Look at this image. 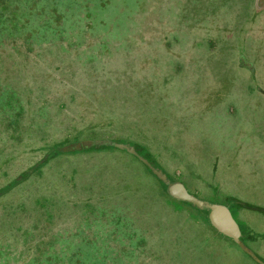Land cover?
<instances>
[{
    "label": "rangeland",
    "instance_id": "rangeland-1",
    "mask_svg": "<svg viewBox=\"0 0 264 264\" xmlns=\"http://www.w3.org/2000/svg\"><path fill=\"white\" fill-rule=\"evenodd\" d=\"M198 1L208 21L199 28L207 41L201 47L208 74L192 93L176 98L183 110L164 109L175 100L134 95L127 113L101 110L64 137L46 141L29 160V166L37 161L33 167L22 161L15 165L14 170L23 174L8 185L0 175V250L7 257L0 264H29L39 242L59 234L62 240L80 226L89 230L85 238L94 230L102 234L108 227L124 226L118 224L125 220L122 212L135 209L124 197L158 201L166 222L198 234L203 246L197 252H181L177 264H264V0ZM147 4L148 0H13L0 7V92L11 83L25 106L18 123L0 118V155L21 149L25 124L29 121L34 129L40 99H64L70 86L99 92L100 86L91 84L101 73L94 67L96 57L114 42L124 45L123 38L135 41L134 35L124 36L139 30L134 14ZM178 88L173 85L169 92ZM65 108L61 120L69 117V107ZM52 112H43L46 123L56 115L55 109ZM175 115L180 121H171L176 127L171 129L167 116ZM120 165L117 184L109 191L104 186L92 190L88 179H99L97 187L102 181L114 184ZM46 167L58 187H40ZM58 176H66L65 182L55 179ZM36 196L47 199H42L46 205L38 206ZM106 196L112 197L93 201ZM145 215L147 222L154 218ZM150 230L154 235L132 227L119 230L115 264H173L166 249L171 237ZM178 234L176 241L186 239ZM108 238L102 239L106 243ZM67 240L73 248L78 238L68 235ZM94 246L82 245L85 264H93L96 254L104 255Z\"/></svg>",
    "mask_w": 264,
    "mask_h": 264
},
{
    "label": "trees",
    "instance_id": "trees-1",
    "mask_svg": "<svg viewBox=\"0 0 264 264\" xmlns=\"http://www.w3.org/2000/svg\"><path fill=\"white\" fill-rule=\"evenodd\" d=\"M12 1L13 0H0V7ZM147 5L149 6H144L134 14L136 18H139V30H137L135 34L129 32L124 36L126 37L127 34H129L128 36L132 37V35H134L135 41L131 42L129 40L130 37L129 39L123 38L125 41L124 45H121L122 42L119 44L114 42L111 48L107 47V52H105V50L96 57V66L94 67L99 68L101 73L100 75L97 74L98 82H93L91 84L92 86L98 84L100 86L99 92H89L87 88L81 89L79 87L74 89V87L72 88L70 86L66 90L68 95L66 94L64 99L61 97L55 98L57 100H48V98H46L45 101V98L40 99L36 106L38 115L34 121V129L36 128V132H34V129L28 121L27 124H25L27 130L24 138L25 140L20 141L22 145L21 149L9 156L0 155V175L2 176L3 182L6 183L5 186L11 183L13 179L23 174H21L23 170H17V168L14 170V168L17 167L15 165H19L21 161L24 163L23 165L28 168L35 165L37 161L33 166H29L32 156L35 154L38 155V149H41L46 141L52 142L64 137L71 132L72 129H77L82 126L81 124L85 123L86 120H91L95 116L94 114L101 110L113 111L117 109L121 110L123 114L127 113L133 107L129 99L134 95H147L150 97L148 99H153L155 101L170 102L171 100H175L174 105H168L164 109L171 111L172 109L170 108L173 107L175 110H183L184 107L181 101H176V98L182 92L192 93L196 88L195 86L201 84L198 80L205 79L208 74V67L202 62V52L204 50L201 47V44L206 45L207 41L204 38L205 36L200 34L199 29L203 28L202 24L206 26L208 22L204 19L206 14L203 8L204 5L198 0H148ZM223 25V23H219L218 26L222 28ZM257 25L258 27L261 26L260 23ZM222 41L223 39H221L220 44H222ZM85 48L87 47H81V50ZM242 65L246 66L247 63L242 61ZM47 76H52V72L48 73ZM173 85H177L179 88L176 92L171 93L169 91ZM136 86L138 88H136ZM4 88L0 92V96L4 95V99H0V118L9 121V123H18L23 117L22 114L25 109L24 102L21 101L22 99L18 92L14 90L11 83L10 87L6 86V88ZM159 94L163 97L159 98ZM66 106L69 107V117L65 120H61L64 118H61L62 116L60 115L66 110ZM46 108L53 109V112L55 109L54 113H56V115H51L47 123L43 118V112ZM7 109H10V111L12 110V114H10L9 111L6 112ZM73 117H77L78 119L75 120ZM167 118L169 128L176 129L171 121H180V117H176L175 115L174 117L167 116ZM31 150L32 152H30ZM21 152L22 156L18 158ZM34 159H38L39 162V157H34ZM120 167L121 165L118 167V177L122 173ZM76 168V170L80 169L79 165H77ZM46 169L47 167L42 171L46 176L40 178V187L44 188V183H46L49 188L53 187V185L54 187H58L54 184V179H50L51 175L48 177L49 169ZM90 174L91 173H88L86 176L89 177ZM65 177L62 179L61 176H58L55 179L65 182ZM43 178H47V180H42ZM84 178L87 179L85 176ZM101 179L102 178H100V180ZM95 180L99 179H94L92 181L88 179V182L93 184L92 190H101L102 186H104L107 191H109L108 188L117 184L120 181V177L114 184H107L102 181V183L98 184L99 187H97ZM31 182H35V179L31 180ZM68 183L67 180L66 185H68ZM15 186L16 185H14V187ZM59 188L61 189L62 186L60 185ZM3 190H5V192L8 191H6V189ZM1 191L2 190H0V200L4 198ZM61 194L64 195L63 188ZM36 197L38 206L39 203L46 205L42 199L46 201L47 199ZM64 197L66 203L68 199L66 195H64ZM107 197L110 198L112 196L98 197L93 201H98L100 199L104 200ZM124 199L131 200L135 203L134 210H124L122 212L120 218L124 217L125 220L121 219L123 222L119 221L118 224H123L124 226L117 228L108 227L106 229L108 232L102 233L103 235L99 231L94 230L91 232V238H85V236H88V229L84 226L77 227L68 234L70 237L78 238V240L73 242V248L71 245L67 244V242H69V240H67L68 235L67 238L64 237L62 240H59L61 239V234L46 238L39 242V246L34 247V256L30 259V261L32 260L33 262L29 264H85L86 261L82 259L81 248L82 245H86V243H94V250H96V252L98 251V253L99 251H104L102 257L96 254L93 264H97V259L103 264H115L117 255L114 254L113 247L118 244V242L115 241V239H117L116 237L119 235L118 231L126 230L131 227L134 230L135 228L143 229L144 231L148 230L147 235L151 234L152 232L150 229H153V231L159 233V237H162L163 234H165V237L166 235L171 237L169 238L170 241H168L169 247L166 249L169 250L170 260L173 264L179 263L177 260L180 258L181 252L186 255L195 251L197 252L203 246L198 234L192 232L183 225L166 222V215L162 207H159V204H161L160 202L147 203L139 200V197L136 199H133V197H124ZM10 211H15V208H10ZM145 214L154 218L150 220V222H147L148 219L146 221L144 220L146 219ZM158 222L161 223L162 226L158 224ZM126 234L127 232H123L122 235ZM176 234H178V236L181 234L183 237H186V239L184 241L179 240L178 242L176 241L178 238H175ZM147 235L145 234V236ZM152 235H154V233H152ZM103 237H109L111 240H106L105 243V239H102ZM102 242L106 245L103 246V248L100 247ZM193 243L195 245H193ZM164 244L166 245V243ZM5 259L7 260V257H3L2 251L0 250V261L3 262ZM125 260L126 259H123L124 262Z\"/></svg>",
    "mask_w": 264,
    "mask_h": 264
},
{
    "label": "water",
    "instance_id": "water-1",
    "mask_svg": "<svg viewBox=\"0 0 264 264\" xmlns=\"http://www.w3.org/2000/svg\"><path fill=\"white\" fill-rule=\"evenodd\" d=\"M208 206H209V205H208ZM211 214H213V212H212Z\"/></svg>",
    "mask_w": 264,
    "mask_h": 264
}]
</instances>
